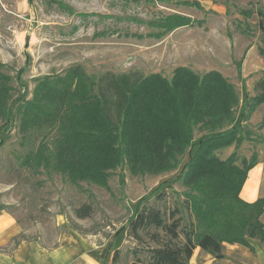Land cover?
I'll use <instances>...</instances> for the list:
<instances>
[{"label": "rangeland", "instance_id": "rangeland-1", "mask_svg": "<svg viewBox=\"0 0 264 264\" xmlns=\"http://www.w3.org/2000/svg\"><path fill=\"white\" fill-rule=\"evenodd\" d=\"M180 1L0 0V63L1 73L10 78L7 82L11 86L10 105L18 102L20 96L29 99L40 76L61 75L75 65L97 80L108 71L115 74L134 71L138 76L158 73L169 80L178 66L188 67L198 76L218 70L233 84L238 100L229 119L225 118L214 131H225L235 125L246 136L239 146L232 143L213 153L221 160L235 153L234 164L241 167L243 161L257 157L258 146L263 144L258 138L263 139L264 107L257 105L256 117L250 121L252 113L249 114L247 104L252 95L245 92L246 85L238 84L244 82L241 70L228 61V46L226 51L214 50L215 39H225L220 33L224 22L214 16L207 19V11L202 7ZM230 10H234L232 5ZM172 13H190L192 18H203L205 22L201 26L178 27L160 39L123 35L126 31L145 34L153 30L130 18L147 22ZM251 19L255 20L256 14L249 19L255 27ZM227 24L232 31L238 30L233 18H227ZM100 32L107 33L96 35ZM255 32L260 40L261 32L256 28ZM208 43L211 48H204ZM249 88L255 94L262 92L257 85ZM3 126L0 119V210L15 215L24 228L22 238L36 237L53 245L57 237L75 232L95 245L108 246L112 254L117 250L116 264H148V250L158 243L152 234L159 232V241L167 240L168 236L152 227L139 231V237L129 234L128 222L140 199L158 187L166 193L163 199L158 200L152 194L139 204L148 203L160 209L166 218L175 212V217L182 218L183 226L192 219L184 198L190 191H196L183 181L181 174L194 151L193 143L210 133L209 127L201 122L190 127V142L182 143L180 149L165 142L151 154L137 152L134 158L127 153L122 155L119 165L106 170L107 178L102 182L95 181L87 172L77 171L78 175L70 179L66 172L53 170L51 166L38 172L22 166L24 154L29 149L35 150L39 140L46 141L48 152L53 154L59 132L46 126L38 135L34 132L30 140H23L18 120ZM45 130L48 132L44 135ZM240 190L239 197L243 199ZM83 203L89 204L92 211L88 217L80 218L75 209ZM258 242L264 246V242ZM191 258L189 264H221L206 251H195Z\"/></svg>", "mask_w": 264, "mask_h": 264}, {"label": "trees", "instance_id": "trees-1", "mask_svg": "<svg viewBox=\"0 0 264 264\" xmlns=\"http://www.w3.org/2000/svg\"><path fill=\"white\" fill-rule=\"evenodd\" d=\"M180 3L201 8L197 0ZM236 12L242 18L234 19L240 32L253 35L255 28L261 32L258 50L264 57V13L257 10L253 27L248 21L254 14L251 7L236 8ZM130 20L153 29L145 34L123 32L125 37L137 39H160L178 27L201 26L205 22L203 18L179 13L147 22L138 18ZM2 66L0 63L3 125L18 120L23 140H30L34 132L38 135L46 126L59 132L53 154L48 152L46 141L41 140L35 150L29 149L24 154L20 164L34 172L41 171L40 168L47 171L51 166L53 170L66 172L70 179L78 172H87L95 181L102 182L107 178L106 170L119 165L122 155L127 153L134 158L137 152L151 154L165 142L180 149L182 143L190 142L192 125L201 122L209 127L210 133L193 143L190 161L180 175L196 191H190L184 198L191 221L183 226L182 218L175 217V212L166 218L160 209L148 203L139 204L152 194L158 200L163 199L166 193L157 187L140 199L128 222V232L134 237L151 227L168 236L167 240L159 241V232L152 234L158 243L148 250V264H189L196 247L220 260L223 242H238L250 249L253 247L248 238L264 242V223L259 219L264 200L248 202L239 197L247 172L257 157L243 161L240 167L234 164L235 153L225 160L213 153L232 143L239 146L246 136L235 125L225 131H214L225 118L229 119L232 106L238 100L233 84L220 71L210 70L198 76L188 67L178 66L169 80L158 73L138 76L134 71L118 74L108 71L97 80L75 65L61 75L40 76L31 97L20 96L11 106L8 99L11 86L7 83L10 78L1 73ZM256 85L262 92L251 97L247 104L250 110L264 101V79ZM45 131L44 135L48 132ZM91 211V206L83 203L75 209V214L84 218ZM118 253L117 250L113 253V264Z\"/></svg>", "mask_w": 264, "mask_h": 264}, {"label": "crops", "instance_id": "crops-1", "mask_svg": "<svg viewBox=\"0 0 264 264\" xmlns=\"http://www.w3.org/2000/svg\"><path fill=\"white\" fill-rule=\"evenodd\" d=\"M197 1L202 9L207 11L206 18L214 16L224 22V29H220L222 31L220 33L225 39L222 41L216 38L214 50L216 52L226 51L228 46L230 51L228 61L232 66L239 67L244 79V82H238V84L246 85L245 92L250 96L252 95L251 97L258 95L250 92L249 88V86L253 88L260 78L264 77V57L258 50L260 45V40L256 36L258 34H255V32L253 35H248L239 30L232 31L227 24V18L241 20V15L236 12V8L246 6L251 7L253 12L257 9L264 11V0ZM231 5L234 10H230ZM186 15L190 16L192 14L187 13ZM251 20L253 23L256 21V19ZM203 47L211 48V45L208 43ZM223 61L227 62V59ZM233 83L237 87V83ZM261 104L264 107V101L257 105L261 106ZM257 105L252 106L249 113H252L250 121H253V118L256 117ZM262 138H258V141H263V144L258 146L260 148L257 149L256 163L249 169L247 178L240 190V196L249 202L258 198L264 200V130ZM259 219L264 223V207ZM23 232L24 228L15 215L9 210L1 209L0 264H113V254L109 252L108 246L95 245L75 232L57 237L56 243L53 245H47L36 237L22 238ZM248 240L253 249L239 243H224L223 258L220 259L221 264H264V246L254 238ZM195 251L197 253L205 252L196 247L193 255H195ZM208 256L211 255L208 253ZM189 262H192V258Z\"/></svg>", "mask_w": 264, "mask_h": 264}]
</instances>
